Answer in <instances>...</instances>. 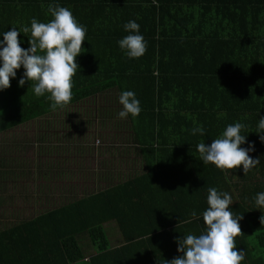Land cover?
Segmentation results:
<instances>
[{
    "label": "trees",
    "instance_id": "16d2710c",
    "mask_svg": "<svg viewBox=\"0 0 264 264\" xmlns=\"http://www.w3.org/2000/svg\"><path fill=\"white\" fill-rule=\"evenodd\" d=\"M124 2L0 0V41L15 27L28 49L31 33L22 29L32 18L53 19L49 4L68 8L87 29L66 106L53 111L48 93L37 97L30 81L21 87L23 66L0 90V137L18 128L35 136L22 131L17 140H0V264H165L181 255L177 238L205 231L210 187L229 193L228 210L243 217L235 237L245 254L240 264H264L251 245L255 235L264 237L255 213L256 194L264 192V133H257L264 0ZM130 20L147 44L139 58L118 45ZM123 91L140 101L138 116L119 118ZM237 122L246 126L241 147L254 145L248 154L260 163L246 174L242 165L204 164L198 143L210 145ZM197 126L203 135H192ZM29 144L44 158L35 173L19 161ZM89 150L97 155L87 169L81 157ZM18 179L40 187L44 208L34 219L25 212L5 223L8 212L20 211L25 187L16 196Z\"/></svg>",
    "mask_w": 264,
    "mask_h": 264
},
{
    "label": "clouds",
    "instance_id": "9594fccd",
    "mask_svg": "<svg viewBox=\"0 0 264 264\" xmlns=\"http://www.w3.org/2000/svg\"><path fill=\"white\" fill-rule=\"evenodd\" d=\"M47 11L53 17L49 22H38L31 19L30 28L25 26L23 33H31L30 47L24 49L18 40L19 32L15 27L3 33L5 45L0 50V90L10 87V78L16 77V70L24 68L19 85L24 86L30 81L37 97L49 95L50 108L55 111L63 108L72 99L73 76L78 69L76 57L82 51L85 41L86 27L79 24L73 13L59 4H49ZM129 35L118 41V45L129 58H139L146 52V41L139 34L140 26L134 20L124 24ZM123 109L118 113L119 118H127L129 114L136 117L141 112L140 101L133 91H123L119 96ZM245 125L237 122L229 124L222 134L213 139L210 145L200 142L197 151L204 164H213L219 169H235L243 166L244 174L255 168L259 158L252 159L250 151L254 145L242 148L246 136L241 135ZM192 135L204 134L203 126L194 127ZM258 134L264 133V117L259 119ZM264 142V135H260ZM255 213L261 215V225H264V192L256 194ZM208 208L203 212L205 231L200 235L188 234L177 238V251L181 255L165 264H240L244 252L236 250L235 237L241 233L238 223L242 215L234 218L229 211L232 197L227 192L218 191L215 187L208 189ZM192 216H196L193 212Z\"/></svg>",
    "mask_w": 264,
    "mask_h": 264
},
{
    "label": "rangeland",
    "instance_id": "374dc122",
    "mask_svg": "<svg viewBox=\"0 0 264 264\" xmlns=\"http://www.w3.org/2000/svg\"><path fill=\"white\" fill-rule=\"evenodd\" d=\"M31 126H36V123L35 124H31ZM22 131H32L33 134H32V137H31V140H34L35 139V136H34V129H27V128H18L16 130H14L12 133H7L6 135L4 136H1L0 137V140H8L10 137L12 136H15V140H17V133L18 132H22ZM20 153H21V156L23 159H20L19 161H22L23 164H25L26 166H28V168H32L34 173H35V170L37 171L38 170V163L39 162H43L44 158H42V156H38L36 153H35V150L34 148L29 144L28 146H26V148H21L20 150ZM96 153H94V151H88L87 153H85L84 157H81L82 159V162L85 163L84 165L85 166H88L86 167L87 169L89 168V165L91 166L93 161H95V157H96ZM98 158L100 156H97ZM32 173V172H31ZM34 175V174H33ZM31 176L32 179H34V176ZM37 179V178H36ZM19 180V179H18ZM26 182H24V180L20 179L18 182H17V186H16V190L14 189L15 193H16V196L19 195V192H20V189H23L24 187H26L25 185ZM37 185V184H36ZM44 185H47V182L44 183ZM25 189V188H24ZM24 202L23 200L20 202V205H23ZM36 208L39 209L40 207H43V198L40 197V199L38 200L37 204H36ZM6 207V206H5ZM25 207V210L26 211H30L28 210V206L26 207V205L24 206ZM51 207V206H50ZM34 209H31L32 212H34ZM2 208H0V219H4L3 215L2 214ZM15 217H20V218H24V214H21V211H18V210H14L12 212H8L6 214V219L4 220L5 223H8V222H11L13 218ZM263 242H264V237L262 236H256L253 238V241L251 243L252 245V249L254 250L255 254L258 255V254H264V245H263Z\"/></svg>",
    "mask_w": 264,
    "mask_h": 264
},
{
    "label": "crops",
    "instance_id": "0c3cea01",
    "mask_svg": "<svg viewBox=\"0 0 264 264\" xmlns=\"http://www.w3.org/2000/svg\"><path fill=\"white\" fill-rule=\"evenodd\" d=\"M124 1H125L124 3H129L128 1H130V0H124ZM131 1H133V0H131ZM133 3H136V2H132L131 4H133ZM192 31H194V30H192ZM25 185H26V187L24 189L25 192L20 197V200L21 201L22 200H25V201H24V204L23 205H20L19 206V208H20V211H22L21 214L26 212L27 217L32 216V218L34 219L38 215L42 214V210L44 208V202H43V207H40L39 209H37L36 208V206H37L36 204H37L38 200L40 199V197H42V196H40L41 195V193H40V187L38 185L30 184V183H26ZM81 189H83V191H84V188H80L79 187V190L80 191H81ZM25 205H26V207L28 206L27 209L30 210V211H26L25 210V207H24ZM33 208H35L34 209V212L31 211V209H33Z\"/></svg>",
    "mask_w": 264,
    "mask_h": 264
}]
</instances>
